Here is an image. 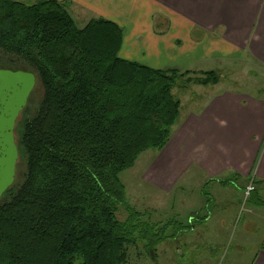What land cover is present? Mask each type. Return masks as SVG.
I'll list each match as a JSON object with an SVG mask.
<instances>
[{
	"label": "trees",
	"instance_id": "1",
	"mask_svg": "<svg viewBox=\"0 0 264 264\" xmlns=\"http://www.w3.org/2000/svg\"><path fill=\"white\" fill-rule=\"evenodd\" d=\"M66 6L0 0V68L31 73L40 87L14 126L0 264H127L138 243L155 259L153 246L180 223L142 220L119 175L143 152L164 149L179 116L172 90L190 80L120 59V27L96 18L78 29ZM217 79L208 72L194 81ZM252 183L244 202L264 208V180Z\"/></svg>",
	"mask_w": 264,
	"mask_h": 264
},
{
	"label": "crops",
	"instance_id": "2",
	"mask_svg": "<svg viewBox=\"0 0 264 264\" xmlns=\"http://www.w3.org/2000/svg\"><path fill=\"white\" fill-rule=\"evenodd\" d=\"M55 1L66 3L71 17H86V23L102 18L120 27L118 56L124 61L192 78L217 75L215 84L188 78L180 86L199 102L172 126L174 136L148 173L151 185L168 188L191 164L209 172L207 183L220 184L215 177L250 175L253 160L252 180H264V144L259 148L253 141L264 138V78L258 77L264 76V0ZM238 82L247 93L239 92ZM246 264H264V241Z\"/></svg>",
	"mask_w": 264,
	"mask_h": 264
},
{
	"label": "rangeland",
	"instance_id": "3",
	"mask_svg": "<svg viewBox=\"0 0 264 264\" xmlns=\"http://www.w3.org/2000/svg\"><path fill=\"white\" fill-rule=\"evenodd\" d=\"M15 1L26 5L34 2ZM72 17L78 29H82L88 20L75 14ZM238 76L240 77V73ZM197 77L199 76L192 78L191 75H184L183 79L194 80ZM258 77L264 78L260 75ZM185 84L183 80L177 81L172 95L179 101V115L186 117L196 109L194 104L199 99L183 94L185 87L181 89L180 86ZM34 86L35 93L39 94L40 87L36 83ZM235 87L240 88L241 94L247 93L241 83H236ZM235 87L231 86L233 90ZM199 90L193 91L199 93ZM205 90L207 93L212 91L211 88ZM174 134L173 129L169 138ZM253 141L262 148L264 138L262 140L261 137H255ZM160 154V151L154 150L143 152L131 168L119 175L120 183L124 187L125 202L134 210L144 213L142 220L163 225L172 221L180 223V226H168L165 239L153 246V251L161 246L156 250L158 258L153 259L145 254V244L129 246L127 264H201L205 257L209 259L208 264L249 262L264 241V208L245 203L242 193L243 188L253 181L255 161L251 163L250 175L247 172V176L233 175L235 173L231 171L229 175H233L230 177L232 179H224V175L215 177V180L222 181L220 184L207 183L210 180L209 172L191 164L181 171L183 174H178L174 184L161 188L151 185L149 177L152 181L154 177L148 175L152 173L153 164ZM116 216L121 221L126 213L119 211Z\"/></svg>",
	"mask_w": 264,
	"mask_h": 264
},
{
	"label": "water",
	"instance_id": "4",
	"mask_svg": "<svg viewBox=\"0 0 264 264\" xmlns=\"http://www.w3.org/2000/svg\"><path fill=\"white\" fill-rule=\"evenodd\" d=\"M34 84L31 73L0 69V197L14 181L18 158L14 126Z\"/></svg>",
	"mask_w": 264,
	"mask_h": 264
},
{
	"label": "built area",
	"instance_id": "5",
	"mask_svg": "<svg viewBox=\"0 0 264 264\" xmlns=\"http://www.w3.org/2000/svg\"><path fill=\"white\" fill-rule=\"evenodd\" d=\"M253 189H254V186H253V183L252 182L248 183L245 186L244 192H243L244 200H247V198L249 197V195L253 191Z\"/></svg>",
	"mask_w": 264,
	"mask_h": 264
}]
</instances>
